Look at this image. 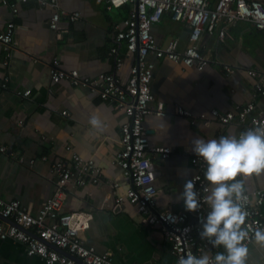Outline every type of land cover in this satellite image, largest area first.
<instances>
[{"label":"crops","instance_id":"crops-1","mask_svg":"<svg viewBox=\"0 0 264 264\" xmlns=\"http://www.w3.org/2000/svg\"><path fill=\"white\" fill-rule=\"evenodd\" d=\"M215 1L210 0L211 4ZM60 5L80 12L81 17L74 22L63 20L55 31L49 27L52 7L39 8L36 0H30L19 4L15 14L0 4V28L9 21L16 24V48L7 65L6 51L0 44V81L9 76L8 87L0 85V145L25 158L21 162L8 153L0 155V196L19 199L36 213L56 190L51 170L54 160L61 159L75 170L74 154L92 159L100 169V182H69L62 208L63 213L93 214L90 228L83 233L85 243L100 253L112 252L114 261L120 264H176L171 242L161 227L145 224L129 201L116 203L117 195H124L130 185L117 161L121 126L128 120L127 114L86 88L68 81L55 83L50 73L49 64L57 57L65 69H77L92 77L114 73L126 82L135 56L116 35L131 5L111 10L98 0H61ZM189 33V26L173 20L169 13L153 26V34L164 47L178 38L184 48ZM113 46L124 57L121 68L116 66V56L110 54ZM200 49L210 58L202 71L168 58L149 57L155 63L153 93L165 102L170 113L149 115L144 124L151 145L172 148L165 161L156 160L154 183L158 205L177 211L185 209L183 199L178 198L184 182L196 173L191 140L197 136L209 139L238 135L242 128L236 122L223 124L217 120L206 125L198 115L212 108L228 111L251 101L258 110L264 109V95L255 96L256 83H264V30L240 20L228 28L224 39L204 33ZM226 65L232 72L225 69ZM249 70H256L258 75H250ZM27 89L30 96L19 94ZM177 104L194 116L174 114ZM32 158L33 164L29 161ZM237 178L247 191L264 187V172ZM221 249L213 247L209 254ZM0 264L48 263L37 255H28L20 242L0 239ZM247 264H264V245L255 241L248 246Z\"/></svg>","mask_w":264,"mask_h":264},{"label":"built area","instance_id":"built-area-1","mask_svg":"<svg viewBox=\"0 0 264 264\" xmlns=\"http://www.w3.org/2000/svg\"><path fill=\"white\" fill-rule=\"evenodd\" d=\"M30 0H0V4L9 7L13 13L19 12V4ZM61 0H36L39 8L52 7L49 27L58 31L63 20L77 21L81 14L67 10L60 5ZM107 9L131 5L117 32L116 39L124 42L128 53L135 56L130 75L124 82L114 73L103 72L97 76L83 75L77 69H65L59 58L51 60L50 73L55 83L68 81L78 88H86L102 99L110 100L118 110H123L128 120L121 126L120 149L117 154L118 164L129 177L130 185L124 195H117L116 203L129 201L142 214L143 222L149 226L159 225L164 236L171 242V253L176 258L188 253L200 255L202 251L212 250L213 246L199 235L200 218L206 214L208 181L204 177L206 164L195 154L192 164L196 173L191 177L201 199V208L194 211H177L158 205V189L155 185L157 176L156 160L165 161L171 154L170 146L151 145L149 133L144 124L147 116H163L170 113L162 100H157L152 90L155 63L149 57L168 58L175 63L202 71L210 63V58L201 51L200 41L204 33L224 39L228 28L240 20H247L259 30H264V2L260 0H98ZM169 13L173 20L185 22L190 33L187 44L180 47L178 38L172 39L167 46L158 43L153 34V26ZM16 24L7 22L0 28V44L6 51L4 64L9 63L15 46ZM110 54L116 56V66L121 68L124 57L117 46ZM232 72L229 65L225 66ZM249 74L257 76L256 70ZM9 76L0 81L2 88H7ZM28 97L31 90L19 92ZM264 95V83L255 85V96ZM174 114L193 117L194 114L181 104L175 105ZM64 113H66L64 111ZM198 118L206 125L213 120L223 124L236 122L241 131L250 127L264 126V109L258 110L254 101L244 105L237 104L233 109L221 111L212 108L209 113L202 112ZM238 133V134H239ZM8 153L19 161L25 158L19 152L0 145V155ZM31 164L35 162L32 158ZM75 170L67 162L56 159L51 170L54 174L56 190L45 200L38 212L32 213L19 199H6L0 196V239L15 240L25 245L28 255H37L48 264H120L114 261L112 252L100 253L93 245L85 243L83 233L90 228L93 214L86 211L63 213L67 193L66 187L72 180L85 184L88 180L100 182V169L94 160L74 154ZM114 187L118 184L114 183ZM247 209L246 226L249 246L256 227H264V187L253 191L245 190L240 201ZM222 250V249H221ZM216 250V251H221ZM212 251L210 255H214ZM76 258L82 260L78 262Z\"/></svg>","mask_w":264,"mask_h":264},{"label":"clouds","instance_id":"clouds-1","mask_svg":"<svg viewBox=\"0 0 264 264\" xmlns=\"http://www.w3.org/2000/svg\"><path fill=\"white\" fill-rule=\"evenodd\" d=\"M95 123V121H93ZM191 150L206 164L204 177L208 181L206 214L200 218L199 235L214 248H222L210 255L188 253L179 257L177 264H247L249 230L246 226L247 209L242 200L245 191L240 175L264 172V126L250 127L238 135H221L205 139L194 137ZM182 198L186 210L201 208V196L193 182H184ZM251 239L264 245V227H256Z\"/></svg>","mask_w":264,"mask_h":264},{"label":"water","instance_id":"water-1","mask_svg":"<svg viewBox=\"0 0 264 264\" xmlns=\"http://www.w3.org/2000/svg\"><path fill=\"white\" fill-rule=\"evenodd\" d=\"M76 259L82 262V260H81V259H79V258H76Z\"/></svg>","mask_w":264,"mask_h":264}]
</instances>
